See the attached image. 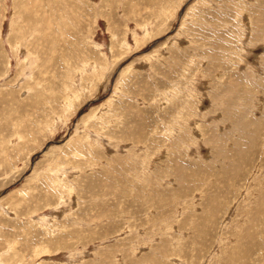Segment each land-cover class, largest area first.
<instances>
[{"label":"rangeland","instance_id":"rangeland-1","mask_svg":"<svg viewBox=\"0 0 264 264\" xmlns=\"http://www.w3.org/2000/svg\"><path fill=\"white\" fill-rule=\"evenodd\" d=\"M0 264H264V0H0Z\"/></svg>","mask_w":264,"mask_h":264}]
</instances>
